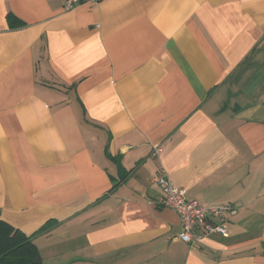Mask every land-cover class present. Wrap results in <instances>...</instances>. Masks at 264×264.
Segmentation results:
<instances>
[{
    "label": "crops",
    "instance_id": "0c3cea01",
    "mask_svg": "<svg viewBox=\"0 0 264 264\" xmlns=\"http://www.w3.org/2000/svg\"><path fill=\"white\" fill-rule=\"evenodd\" d=\"M162 170L227 234L177 240ZM0 219L45 263L264 264V0H0Z\"/></svg>",
    "mask_w": 264,
    "mask_h": 264
},
{
    "label": "built area",
    "instance_id": "2783aa9c",
    "mask_svg": "<svg viewBox=\"0 0 264 264\" xmlns=\"http://www.w3.org/2000/svg\"><path fill=\"white\" fill-rule=\"evenodd\" d=\"M63 8L69 10L82 1L99 2L100 0H61ZM160 149L157 148L156 152ZM153 182L161 189L156 203L172 209L178 216L181 230L175 236L177 240L190 246L201 243L210 233L227 234L225 223L227 216L235 215L237 207L231 203L214 206H202L195 199L188 197L186 189L175 185L167 173L162 170L154 176Z\"/></svg>",
    "mask_w": 264,
    "mask_h": 264
},
{
    "label": "trees",
    "instance_id": "16d2710c",
    "mask_svg": "<svg viewBox=\"0 0 264 264\" xmlns=\"http://www.w3.org/2000/svg\"><path fill=\"white\" fill-rule=\"evenodd\" d=\"M8 20H11L10 15ZM49 223L42 225L35 233L48 231ZM0 264H69L43 262L32 236L0 219Z\"/></svg>",
    "mask_w": 264,
    "mask_h": 264
}]
</instances>
